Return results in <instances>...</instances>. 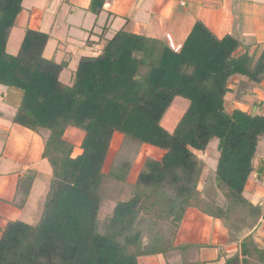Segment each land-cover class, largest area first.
Segmentation results:
<instances>
[{"label":"trees","instance_id":"trees-1","mask_svg":"<svg viewBox=\"0 0 264 264\" xmlns=\"http://www.w3.org/2000/svg\"><path fill=\"white\" fill-rule=\"evenodd\" d=\"M105 2L92 0L90 11L99 16ZM22 4L0 0V85L23 92L12 122L43 139L52 179L40 221H11L2 230L0 264H139L155 256L202 264L200 246L177 244L191 208L219 220L228 243L240 244L224 264H264V242L252 234L264 212L245 197L264 115L230 112L226 101L233 76L252 87L262 84L264 49L252 61L238 54L234 36L218 38L202 22L180 52L121 29L100 53L80 58L66 85L60 80L65 64L44 57L48 34L28 29L19 53H7ZM176 98L189 107L171 133L161 122ZM69 128L84 132L76 157L64 138ZM115 134L123 141L106 174ZM214 140L218 166L200 190L206 161L197 152L205 153ZM144 145L163 156L147 158L130 184ZM105 184L116 185L117 203L104 218ZM31 185L19 186L17 206L24 207Z\"/></svg>","mask_w":264,"mask_h":264},{"label":"crops","instance_id":"crops-1","mask_svg":"<svg viewBox=\"0 0 264 264\" xmlns=\"http://www.w3.org/2000/svg\"><path fill=\"white\" fill-rule=\"evenodd\" d=\"M91 2L92 0H23V11L11 32L12 34L24 20L23 27L19 29L21 34L25 35L28 29L48 34L49 41L44 56L54 40L55 53L52 51L50 57L65 64L60 80L66 85L72 84L73 76L66 82L62 77L68 68L77 66V61L80 60L78 57L97 55L105 41L112 39L121 29L161 40L175 52H180L196 23L202 22L218 38L232 35L236 39H248L243 53L260 54L264 49V0H106L99 16L90 11ZM45 25L52 30L48 33L43 31ZM62 28L68 31L62 32ZM71 31H79L81 34L73 35L70 34ZM75 40L80 43L75 45ZM61 46L62 55L59 56ZM245 84L251 87L250 92H244L242 87ZM236 87H239V91L236 93L231 89L226 97L229 111L240 109L253 115H264V81L259 86L252 87L242 77ZM3 99L1 94L0 134H6L7 140L0 152V172L8 167L9 170L0 173V212L6 215L17 214L14 221L20 220L31 225L41 219V210L52 179V168L43 159V139L31 130L13 124L15 108H5ZM249 99L251 100L248 101ZM66 136L67 131L65 140ZM255 161L256 158L254 166ZM8 163H11L10 166ZM262 166L264 167V162ZM258 172L259 170H255L250 177L245 195L247 192L254 197L251 202L264 212L263 201L260 199L264 194V171L262 174ZM25 182H31L32 185L24 207L21 208L15 201L17 189ZM191 209L187 211L183 224L188 217L190 221H200V228L204 231L199 245L202 264H224L226 258L230 257L229 246L235 245V251L238 246L228 243V232L219 220L206 216L197 209H194L195 212ZM2 222L0 235L10 221L3 218ZM183 224L177 240L183 232ZM252 234L264 242V218H261Z\"/></svg>","mask_w":264,"mask_h":264},{"label":"rangeland","instance_id":"rangeland-1","mask_svg":"<svg viewBox=\"0 0 264 264\" xmlns=\"http://www.w3.org/2000/svg\"><path fill=\"white\" fill-rule=\"evenodd\" d=\"M23 23H24V20H22L20 22L18 28L15 29V31L11 34V36L9 38L8 45H7V53L11 56H16L19 53L21 44H22L24 36H25L19 32V29H21L23 27ZM50 30H52V29H48L47 25H45L43 28V31H45L47 33L50 32ZM54 30L56 31V26L53 29V31ZM61 31L67 32L68 30L62 28ZM19 33L21 35H23V37L20 36ZM70 34L78 35L81 33L79 31H71ZM106 36H107V34H106ZM108 38H110V37H108ZM237 40L240 43V49L238 51V54L241 53V55H249L252 58V61H254L256 59V57L259 56V54H253L252 55V53L247 54L245 52L244 53L242 52L245 50V46L247 45L248 39L240 37ZM69 41L71 43H73V41L71 39H69ZM79 43H80V41H78V40L74 41L75 45L76 44L78 45ZM55 45H56L55 41L53 40L46 50V53L44 56L46 59L52 58V57H50V54L52 51H54V53H55V50L53 49V47H55ZM262 48H264V45ZM61 50H62V46L59 47V54H58L59 56L62 55ZM260 52H261V50L259 51V53ZM78 58H81V57H78ZM60 62H62V61H60ZM78 62H79V60L77 61V64H76L77 66H78ZM77 66L74 65L72 68L70 67L65 71V74L62 77L64 82H66V80L68 81V79L70 77L74 76V73L77 69ZM143 73L147 74V69H145V71H143ZM241 78H242L241 76L237 75V76H233L230 79L229 87L232 90L236 91V93H237V91H239V87L237 88L236 84L239 83ZM242 88H243L245 93L250 92V90H251V87L247 84H245V86ZM1 94H3V97H4L3 100L5 101V105H4V103H2V104L5 106V108H7V109L8 108H15L21 104V101L23 98V92L21 90L7 88V87L0 85V96H1ZM250 100L251 99H249L248 101H250ZM251 102H253V101H251ZM188 107H189V101L188 100H186L184 98H176L174 100L173 104L171 105V107L169 108V110L167 111V113L165 114V116L161 122L162 127L165 128L167 131L172 133L175 130L176 126L178 125L179 121L181 120L182 116L184 115V113L188 109ZM263 114H264V111H263ZM83 137H84V132H82L81 130H78L76 128L67 129V136H66L67 140L66 141H68L69 143L74 145V147H75L74 157L81 154L80 143L82 142ZM6 140H7V135L6 134H0V149H1L0 152L2 151L4 142ZM122 141H123V136L121 134H115L113 141H112V144H111L109 156H108L105 168H104V172L106 174H108L110 169H111V166L114 162L115 155L118 152V150L120 149ZM197 155L206 161V165H205L204 170H203L202 182H201V185L199 186V189H203V185L205 183V180L208 177L207 175L213 171H216L217 166H218V158H219L218 140L212 141L209 144L208 149L205 153L197 152ZM162 156H163V152L161 150L155 148V147H152L149 145H144L143 147H141V149H140V151L136 157V160L134 162V166L132 168V171L128 177V182L130 184L135 183V181H136V179L140 173V170L142 169V166H143V164L147 158H153L156 160H160L162 158ZM255 162H256L255 170L258 171L261 169L262 163L264 162V138H261L259 141V144L257 147V152H256V161ZM4 163H6V162H4ZM8 164L10 166L11 163H8ZM6 170H9V167L7 169H5V171ZM5 171L2 170L0 173L5 172ZM104 186L102 188V192L105 193V196L108 199V201L106 202V204L104 205L103 210H102V216L105 218L108 215L112 214L113 209L117 203V200L115 197L117 187L114 184L113 185L112 184H105ZM262 193H264V192L262 191ZM245 196L250 201H254V197L249 196V194L247 192H246ZM256 197H258V196H256ZM260 199L263 201L262 205H264V194H263V196H261ZM0 200H2V199H0ZM191 210L194 212L196 211L194 209H191ZM41 211H42L41 212V214H42L43 209ZM16 215L17 214L6 215V213L0 212V223H3L2 222L3 218L8 219V221H10V222L14 221L17 218ZM189 219L190 218L188 217V220H186V222H184V224H183L184 229H183L182 234L179 236L180 238L177 240V243L178 244L182 243V244L188 245V246H193V245L199 246L202 243V239H203L202 237H203L204 231H203V229L201 230V228H200V221L199 220L197 221V219H195V220L190 221ZM35 222H32L31 225L38 223V222H36V223ZM27 224H29V223H27ZM237 245L239 248L240 244H237ZM234 247H235V245L229 246L228 250H229L230 257L236 252ZM222 251H224V250H222ZM177 261H178V258L177 259L175 258V259H171L169 262H167L165 260V258L162 256L142 257L139 260V264H169V263L173 264L174 262H177ZM200 261H201V259H200ZM206 264H208V263H206Z\"/></svg>","mask_w":264,"mask_h":264}]
</instances>
